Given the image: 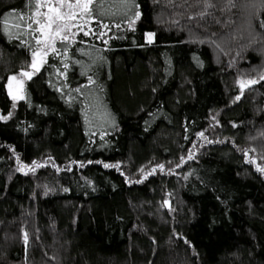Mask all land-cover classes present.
<instances>
[{"label":"trees","instance_id":"obj_1","mask_svg":"<svg viewBox=\"0 0 264 264\" xmlns=\"http://www.w3.org/2000/svg\"><path fill=\"white\" fill-rule=\"evenodd\" d=\"M36 3L0 0V264H264V0H93L38 72Z\"/></svg>","mask_w":264,"mask_h":264},{"label":"snow or ice","instance_id":"obj_2","mask_svg":"<svg viewBox=\"0 0 264 264\" xmlns=\"http://www.w3.org/2000/svg\"><path fill=\"white\" fill-rule=\"evenodd\" d=\"M230 3H231V0H230ZM92 4H93V0H76V4H67L66 6L69 9L79 8L81 10L82 15H85V14L91 15L92 14V8H91ZM132 6L134 7L135 5L133 4ZM35 7L37 8L36 15L37 16L41 15V13L39 12V8L41 7L39 0H37ZM63 7H65V0H58V6L57 7H53V6L49 5L48 6V12L43 14L44 16H46L45 22L42 23L39 19H36L34 21V23L39 25V27L36 29V31H39L44 37L43 40L37 39V44L38 45L43 44L44 48H51V50L53 52L57 51V49L55 48V38L56 37H60L61 40H68L67 35H61V34L64 33L66 30H69L70 25L67 22H64V23H61V22L62 21H72L76 18V14L74 12H61L60 9ZM139 16H140V13L136 12L135 18L139 19ZM129 23L131 26L132 24L135 23V21L130 20ZM53 26H55L54 29H53ZM30 27H31V25H30ZM105 27H107V26L105 25ZM85 35H87V33H85ZM152 38H153V34L150 33L148 36L149 43H151ZM45 55H47V52H43L42 49L33 52V61H32L31 67L35 72H38L40 70V66L44 62L43 56H45ZM37 56H40L39 62H37V59H36ZM32 74L33 73H30V72L21 73L22 76H27L29 79H31ZM259 79L264 80V74H261ZM15 80H16V77L10 78V80H9L10 89H11L12 81H15ZM258 82L259 81L257 79L241 81L240 82L241 92L243 93L245 87L255 85ZM10 94H12L11 91H10ZM17 98L22 99L23 97L22 96L17 97V95H13V99H17ZM238 99H240L239 96L237 97V100ZM0 119H8V117L7 116H0ZM201 135H203V134H201ZM190 158H191V156H189V159ZM105 167H108V165H105ZM160 168L163 169V165H160ZM262 171H264V169H262ZM24 240H25V243H27V241H28L27 233H25Z\"/></svg>","mask_w":264,"mask_h":264},{"label":"rangeland","instance_id":"obj_3","mask_svg":"<svg viewBox=\"0 0 264 264\" xmlns=\"http://www.w3.org/2000/svg\"><path fill=\"white\" fill-rule=\"evenodd\" d=\"M40 4H41V7L39 8V12L41 13V15H39L40 17L39 16H37V17H38V19L42 18V23H43L46 21V16H44L43 14L48 12V6L51 5L53 7H57L58 6V0H40ZM67 4H76V0H65V7L60 9L61 12H74L76 14V18L72 21H62L61 22V23L67 22L70 25V29L66 30L61 35H67L68 38H72L73 36L76 35L77 32H79L81 30L84 31L88 26V22L85 18V15L81 14V10L79 8L69 9L66 6ZM54 28H55V26H53V29ZM43 39H44V37L40 33V40H43ZM59 39H61V38L60 37L55 38V44H56L57 40H59ZM41 49L43 50V52H47V55L43 56V61H45L47 56L49 55V53L52 52V50H51V48H44L43 44H40V47L38 50H41ZM36 59H37V62H39L40 56H37ZM32 61H33V59H32ZM11 77H16V80L12 81L10 90L18 96H23L24 86H25V81H26L25 77L22 75H14ZM10 78H9V80H10ZM8 86H9V81H8Z\"/></svg>","mask_w":264,"mask_h":264}]
</instances>
